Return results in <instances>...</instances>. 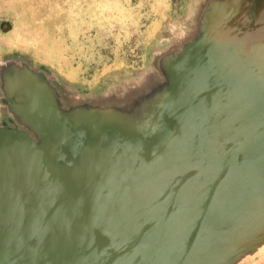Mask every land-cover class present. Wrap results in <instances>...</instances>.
I'll list each match as a JSON object with an SVG mask.
<instances>
[{"label": "water", "instance_id": "1", "mask_svg": "<svg viewBox=\"0 0 264 264\" xmlns=\"http://www.w3.org/2000/svg\"><path fill=\"white\" fill-rule=\"evenodd\" d=\"M211 14L156 112L127 129L98 110L63 120L30 99L36 82L7 93L39 142L0 128V264H221L264 230L263 25Z\"/></svg>", "mask_w": 264, "mask_h": 264}, {"label": "rangeland", "instance_id": "2", "mask_svg": "<svg viewBox=\"0 0 264 264\" xmlns=\"http://www.w3.org/2000/svg\"><path fill=\"white\" fill-rule=\"evenodd\" d=\"M230 5L246 9L245 0H0V66L27 68L65 121L98 110L127 129L153 116L171 67L211 12ZM5 86L0 76V128L14 115ZM221 264H264V248L233 246Z\"/></svg>", "mask_w": 264, "mask_h": 264}, {"label": "bare ground", "instance_id": "3", "mask_svg": "<svg viewBox=\"0 0 264 264\" xmlns=\"http://www.w3.org/2000/svg\"><path fill=\"white\" fill-rule=\"evenodd\" d=\"M0 76L2 79L5 80L6 91L8 93H12L13 91H15V90H17L23 86H26V85L32 86V82L30 79L31 75H30L28 69L27 68L19 69L14 63L13 64L7 63L5 65H1L0 66ZM32 89L36 90L37 92L39 91L36 89L35 86ZM34 90H32V93H30V95H29L30 99H31V97L39 98L40 99L39 106L41 105V103H42V105H45V103L42 100L41 93H39V95H38V93H33ZM39 106L37 107L38 113H39ZM21 108H23V107H21ZM21 110L23 111L24 114L28 113V111L25 109H21ZM41 116L46 119L49 126H52V124L53 125L56 124L55 118H54L52 113L49 114L48 111H46V114H44L43 112H41ZM48 118H51L54 122L51 123V120ZM248 241L251 242L252 246L255 249H257V250L263 249L264 248V230L258 229L256 234L253 235L252 237H250L248 239Z\"/></svg>", "mask_w": 264, "mask_h": 264}, {"label": "crops", "instance_id": "4", "mask_svg": "<svg viewBox=\"0 0 264 264\" xmlns=\"http://www.w3.org/2000/svg\"><path fill=\"white\" fill-rule=\"evenodd\" d=\"M244 6L247 8L250 18H256L257 14L258 13L260 14V20H261L260 23L263 26L261 25L262 32L260 33V35H262V37H260V42H259L260 47L258 48L263 47L264 49V0H245ZM257 45L255 47H257ZM258 48H253V49L256 50ZM10 120L11 121L8 122L11 124L10 126L8 124L9 128H13L15 130H21L22 132L28 134L32 139L34 138L36 142H39V138H38L39 136L37 134L38 125L34 121L33 117L30 118L18 111L13 115V117L10 118Z\"/></svg>", "mask_w": 264, "mask_h": 264}, {"label": "flooded vegetation", "instance_id": "5", "mask_svg": "<svg viewBox=\"0 0 264 264\" xmlns=\"http://www.w3.org/2000/svg\"><path fill=\"white\" fill-rule=\"evenodd\" d=\"M20 36V38H22V36L21 35H19ZM5 126H8V123L5 121ZM10 126V125H9ZM8 178H9V180H13L14 178L12 177V176H8ZM9 182V181H8Z\"/></svg>", "mask_w": 264, "mask_h": 264}]
</instances>
